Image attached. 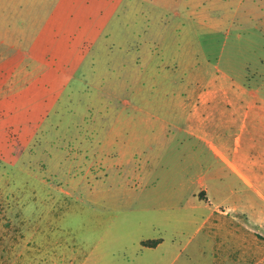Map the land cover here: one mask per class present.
<instances>
[{
  "label": "rangeland",
  "instance_id": "1",
  "mask_svg": "<svg viewBox=\"0 0 264 264\" xmlns=\"http://www.w3.org/2000/svg\"><path fill=\"white\" fill-rule=\"evenodd\" d=\"M241 69L247 82L264 69V0H0V225L5 207L8 227L41 245L52 220L70 224L52 242L91 251L96 264L148 263L147 241H161L162 264H195L181 250L194 225L177 150L124 187L109 173L125 153L117 143L128 147L126 118L157 100L158 86L237 84ZM129 155V169L142 166ZM76 197L118 205L61 204ZM131 200L160 211L141 219ZM5 243L13 261V232Z\"/></svg>",
  "mask_w": 264,
  "mask_h": 264
},
{
  "label": "crops",
  "instance_id": "2",
  "mask_svg": "<svg viewBox=\"0 0 264 264\" xmlns=\"http://www.w3.org/2000/svg\"><path fill=\"white\" fill-rule=\"evenodd\" d=\"M247 72L241 69L235 75L241 79L237 84L160 85L157 95L152 97L157 100L143 102V111L126 118V132L119 134L128 138V147L117 143L116 152L125 153L116 169L111 166L109 173L118 188L124 187L129 177L144 180L149 175L146 162H154L170 149L177 150L178 165L183 172L179 188L191 190L189 216L194 225L188 243L181 250H190L191 258L187 261L195 264H264V81L250 83L261 78L264 69L252 76L249 73L254 77L250 82ZM123 103L127 109L131 108V102ZM130 152L144 158L141 167L129 169L132 162L129 154H134ZM68 199L99 213L118 205L117 200L92 197L63 198L61 204ZM8 200L4 196L3 205ZM46 201L52 205L59 203L55 198ZM131 201L135 207L128 209L141 219L143 215L139 213L160 211L158 207ZM8 226L3 207L0 264H96L91 251L80 252L65 242L59 245L52 242L54 229L67 230L58 234L70 235V224L59 227L52 220L47 227L51 237L48 234L42 237L41 245L35 244L37 234L26 236L18 231V224ZM10 232L16 242L13 261H7L5 255ZM172 246L174 249L175 245ZM161 248L160 241L144 249L150 260L137 264H162Z\"/></svg>",
  "mask_w": 264,
  "mask_h": 264
},
{
  "label": "trees",
  "instance_id": "3",
  "mask_svg": "<svg viewBox=\"0 0 264 264\" xmlns=\"http://www.w3.org/2000/svg\"><path fill=\"white\" fill-rule=\"evenodd\" d=\"M157 244V241H147V242H142V245L145 247H153Z\"/></svg>",
  "mask_w": 264,
  "mask_h": 264
}]
</instances>
